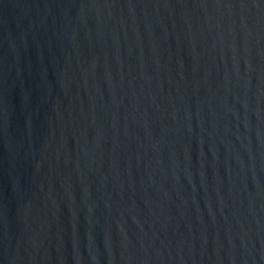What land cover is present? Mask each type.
<instances>
[{"label":"water","instance_id":"95a60500","mask_svg":"<svg viewBox=\"0 0 264 264\" xmlns=\"http://www.w3.org/2000/svg\"><path fill=\"white\" fill-rule=\"evenodd\" d=\"M0 264H264V0H0Z\"/></svg>","mask_w":264,"mask_h":264}]
</instances>
